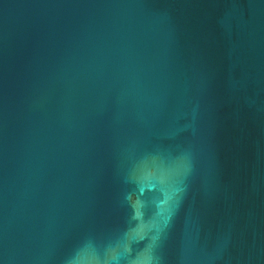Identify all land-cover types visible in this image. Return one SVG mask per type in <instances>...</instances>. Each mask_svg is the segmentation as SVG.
Masks as SVG:
<instances>
[{"label": "water", "instance_id": "obj_1", "mask_svg": "<svg viewBox=\"0 0 264 264\" xmlns=\"http://www.w3.org/2000/svg\"><path fill=\"white\" fill-rule=\"evenodd\" d=\"M0 264H264V0H0Z\"/></svg>", "mask_w": 264, "mask_h": 264}]
</instances>
